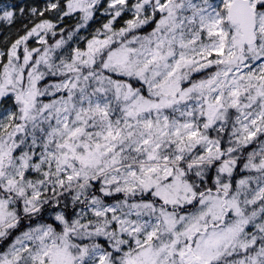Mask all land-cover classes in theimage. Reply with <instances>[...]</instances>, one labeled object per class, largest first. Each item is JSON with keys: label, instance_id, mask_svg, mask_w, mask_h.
<instances>
[{"label": "snow or ice", "instance_id": "1", "mask_svg": "<svg viewBox=\"0 0 264 264\" xmlns=\"http://www.w3.org/2000/svg\"><path fill=\"white\" fill-rule=\"evenodd\" d=\"M0 264H264V0H0Z\"/></svg>", "mask_w": 264, "mask_h": 264}]
</instances>
